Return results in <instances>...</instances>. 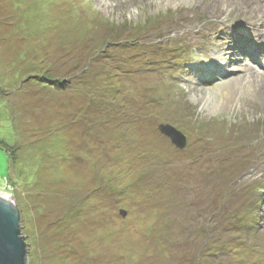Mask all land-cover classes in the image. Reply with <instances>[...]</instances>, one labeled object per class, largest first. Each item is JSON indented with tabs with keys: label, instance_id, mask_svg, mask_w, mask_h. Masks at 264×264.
<instances>
[{
	"label": "rangeland",
	"instance_id": "rangeland-1",
	"mask_svg": "<svg viewBox=\"0 0 264 264\" xmlns=\"http://www.w3.org/2000/svg\"><path fill=\"white\" fill-rule=\"evenodd\" d=\"M261 1L0 0L25 264H264Z\"/></svg>",
	"mask_w": 264,
	"mask_h": 264
},
{
	"label": "water",
	"instance_id": "water-1",
	"mask_svg": "<svg viewBox=\"0 0 264 264\" xmlns=\"http://www.w3.org/2000/svg\"><path fill=\"white\" fill-rule=\"evenodd\" d=\"M157 127L176 147L181 148L185 144V137L173 126L159 124ZM26 249L20 235L16 205L8 197L0 201V264H25Z\"/></svg>",
	"mask_w": 264,
	"mask_h": 264
},
{
	"label": "bare ground",
	"instance_id": "bare-ground-1",
	"mask_svg": "<svg viewBox=\"0 0 264 264\" xmlns=\"http://www.w3.org/2000/svg\"><path fill=\"white\" fill-rule=\"evenodd\" d=\"M249 1V0H248ZM258 1V0H257ZM256 2V1H255ZM260 2H262L261 0H260ZM258 3V2H257ZM256 4V3H255ZM259 7V6H258ZM242 18V17H241ZM246 21V20H245ZM256 21H258V20H256ZM260 21V20H259ZM258 21V22H259ZM251 23V22H250ZM263 23H261L260 25L258 24L257 25V27H255V29L257 30V29H262L260 26H262L263 27V25H262ZM236 25H238V24H236ZM233 26V25H232ZM252 26V25H251ZM229 31V30H228ZM250 31H252L251 29H250ZM254 31V30H253ZM254 32H256V31H254ZM253 32V33H254ZM261 32V31H260ZM262 36L261 37H263V41L262 42H260V47L263 49L261 52H260V54H262V55H260V58H263V55H264V28H263V30H262ZM239 33V32H238ZM252 33V34H253ZM230 36V35H229ZM229 36H228V38H229ZM260 37V36H259ZM254 39V38H253ZM260 39V38H259ZM228 40H230V39H228ZM227 40V41H228ZM255 40H256V38H255ZM222 42V41H221ZM257 42V41H256ZM232 43H233V41H232ZM263 43V44H262ZM243 44V43H242ZM217 45V44H216ZM244 47H242V48H240L239 47V44L237 45V44H235V45H233V47H232V50H233V52L234 53H238V54H243L244 55V57H246V50H244L245 49V45H243ZM227 49V48H226ZM235 50H239L240 52H235ZM259 52V51H258ZM230 53V52H229ZM232 55V54H231ZM257 59V58H256ZM240 59H238L237 60V62H239L240 63ZM243 61V60H242ZM254 61V60H253ZM257 63H258V66H264V59H260V60H258L257 59ZM224 67V66H223ZM226 69V68H225ZM253 69V68H252ZM252 69H250V70H252ZM214 71V70H213ZM254 72V71H253ZM255 74V73H254ZM257 75V74H256ZM263 76V75H262ZM254 77V76H253ZM261 77V76H260ZM262 78V77H261ZM264 78V77H263ZM257 79V78H256ZM231 80V79H230ZM262 80V79H261ZM260 82V81H259ZM9 196H7V195H5V194H0V201H4V200H6L7 198H8Z\"/></svg>",
	"mask_w": 264,
	"mask_h": 264
},
{
	"label": "trees",
	"instance_id": "trees-1",
	"mask_svg": "<svg viewBox=\"0 0 264 264\" xmlns=\"http://www.w3.org/2000/svg\"><path fill=\"white\" fill-rule=\"evenodd\" d=\"M30 77H32V75L30 76ZM46 79V77H43V79ZM35 80V79H34ZM37 82H39V81H37ZM39 83H42V85H47V84H50V86H52V87H54L56 90H63L64 89V87L66 86L65 84V82H63V81H61V80H57V79H54L53 81H44V82H39ZM4 93L5 92H2L1 91V89H0V96H2V95H4ZM5 94H7V93H5Z\"/></svg>",
	"mask_w": 264,
	"mask_h": 264
}]
</instances>
